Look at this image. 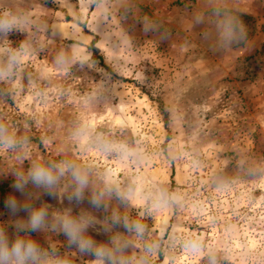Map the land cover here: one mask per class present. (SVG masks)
<instances>
[{
  "label": "rangeland",
  "instance_id": "374dc122",
  "mask_svg": "<svg viewBox=\"0 0 264 264\" xmlns=\"http://www.w3.org/2000/svg\"><path fill=\"white\" fill-rule=\"evenodd\" d=\"M16 7L0 11L9 247L35 243L40 264H264V0ZM65 217L91 251L69 242Z\"/></svg>",
  "mask_w": 264,
  "mask_h": 264
},
{
  "label": "clouds",
  "instance_id": "9594fccd",
  "mask_svg": "<svg viewBox=\"0 0 264 264\" xmlns=\"http://www.w3.org/2000/svg\"><path fill=\"white\" fill-rule=\"evenodd\" d=\"M30 176L37 186H43L45 188H51L57 180V177L54 176L49 169L41 166H35L31 170ZM73 177L79 185L77 189V196L79 197L82 189L87 185V178L79 170L73 171ZM17 188L22 191L21 185H17ZM93 202L97 205L99 203L96 200ZM8 206L13 211L16 210L15 201H9ZM45 215L46 211L44 209L31 212L29 223L33 231L41 227ZM62 227L71 244H76L81 251H91V241L83 239L81 235L83 231V225L81 223H78L76 220L69 217H65L63 218ZM136 227L139 229V226ZM40 261V251L35 243H26L25 241L18 239L11 245V247H9L3 231L0 230V264H40Z\"/></svg>",
  "mask_w": 264,
  "mask_h": 264
},
{
  "label": "crops",
  "instance_id": "0c3cea01",
  "mask_svg": "<svg viewBox=\"0 0 264 264\" xmlns=\"http://www.w3.org/2000/svg\"><path fill=\"white\" fill-rule=\"evenodd\" d=\"M17 1H22L25 5L27 3H31L33 0H0V11L1 13H12V11H16L17 9ZM39 3V1H38ZM31 12L30 8L27 10L25 9L23 15H26L28 12ZM21 16V14H20Z\"/></svg>",
  "mask_w": 264,
  "mask_h": 264
},
{
  "label": "trees",
  "instance_id": "16d2710c",
  "mask_svg": "<svg viewBox=\"0 0 264 264\" xmlns=\"http://www.w3.org/2000/svg\"><path fill=\"white\" fill-rule=\"evenodd\" d=\"M70 20V19H69ZM68 20V21H69ZM95 44V41L93 40L92 42H91V46H93ZM92 51L94 52V49H92ZM95 53V52H94ZM97 57V55H96V53L94 54V58H96Z\"/></svg>",
  "mask_w": 264,
  "mask_h": 264
}]
</instances>
